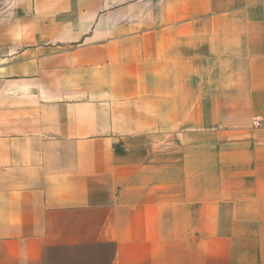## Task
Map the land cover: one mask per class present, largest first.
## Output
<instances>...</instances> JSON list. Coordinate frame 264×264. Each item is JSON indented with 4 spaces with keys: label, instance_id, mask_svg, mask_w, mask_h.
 <instances>
[{
    "label": "crops",
    "instance_id": "0c3cea01",
    "mask_svg": "<svg viewBox=\"0 0 264 264\" xmlns=\"http://www.w3.org/2000/svg\"><path fill=\"white\" fill-rule=\"evenodd\" d=\"M0 264H264V0H0Z\"/></svg>",
    "mask_w": 264,
    "mask_h": 264
}]
</instances>
